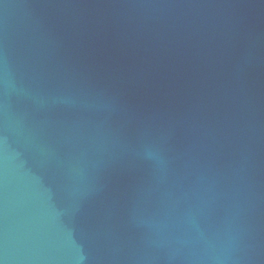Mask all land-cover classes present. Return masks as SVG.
<instances>
[{
    "label": "water",
    "instance_id": "obj_1",
    "mask_svg": "<svg viewBox=\"0 0 264 264\" xmlns=\"http://www.w3.org/2000/svg\"><path fill=\"white\" fill-rule=\"evenodd\" d=\"M0 264H264V0H0Z\"/></svg>",
    "mask_w": 264,
    "mask_h": 264
}]
</instances>
